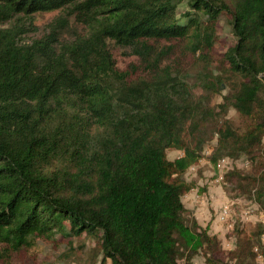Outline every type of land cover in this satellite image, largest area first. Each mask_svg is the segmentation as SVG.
<instances>
[{"label":"trees","instance_id":"16d2710c","mask_svg":"<svg viewBox=\"0 0 264 264\" xmlns=\"http://www.w3.org/2000/svg\"><path fill=\"white\" fill-rule=\"evenodd\" d=\"M243 157L223 184L264 215V0H0V264L38 241L103 264H260L262 222L233 225L227 263L182 201L202 159Z\"/></svg>","mask_w":264,"mask_h":264},{"label":"rangeland","instance_id":"374dc122","mask_svg":"<svg viewBox=\"0 0 264 264\" xmlns=\"http://www.w3.org/2000/svg\"><path fill=\"white\" fill-rule=\"evenodd\" d=\"M182 10L184 9L182 8ZM58 14H59L58 12H51V13L38 15L37 24L43 25L49 22L50 20H52L53 18H55ZM234 44H235V37L233 36L232 28L225 19H222L219 23L217 30L215 53L218 55H223ZM176 45L179 47V49H181L183 46L180 43H177ZM115 58L117 60L118 67L121 69H124L129 63L133 61V58L124 57L119 51L115 52ZM216 58L219 59L220 57H216ZM192 59L193 56H189L187 61H191ZM212 67L214 72H216L218 69V63L216 62ZM228 90L229 89H225L224 87L223 94L225 95L228 92ZM220 101L221 98H218L215 104ZM227 119L231 120L234 123L235 127H237L242 132L246 129L249 122V120L238 115L233 109H231L228 112ZM215 145H216V140H213L209 146L214 147ZM210 147H207L205 151L207 152L210 149ZM181 155L182 152L178 150H170L167 152L168 159L172 161L179 158ZM245 163H246V158L244 157L240 158L239 160H237V164L235 165L234 168L237 167L240 169H246ZM191 168L187 172V176L190 180L191 179L193 180L196 179L195 174L198 175L200 168L198 169L197 167H195V171H192ZM207 169H208L207 179L210 178L215 184V186L219 188L220 194L226 198L224 199L225 201H229V200L231 201L233 199V196L226 190L223 181L217 182V177L219 173L218 168H216L215 164L210 163L207 166ZM236 202L237 203H235V205L232 207V209H234V214L232 219H230V221L233 223L234 226L239 225L241 229H244V231L250 235L257 230V226L261 223L260 220H262L264 215L263 213H261L259 206L248 199L244 198ZM222 205L223 204H221V206L219 207V213H217L216 215H215L216 212H214V210L212 211L214 218L217 217L218 220ZM245 211H251V215L249 219L244 220L243 216ZM189 213L193 216L192 212ZM221 223L224 226L228 225V223H223V222ZM232 231L233 229L228 228V231L226 232L227 238L220 239L217 234H212L210 233L209 230L210 234L216 235L221 241L222 253L218 255L217 258H221L225 260L224 262L227 263H228L227 257L229 251H232L235 248L234 245L235 238L233 234H231L233 233ZM90 249L91 246L85 249L82 253L78 252L81 256L79 259L72 258L70 260H67L63 258L64 247L59 248L55 246L52 242L38 241L35 247L31 251L26 252L21 259L20 258L16 259V264H103L101 256L97 253L90 252ZM61 255L62 258H59L61 257ZM258 260L260 264H264L262 258H258ZM193 264H207L205 256L202 253H199L193 259Z\"/></svg>","mask_w":264,"mask_h":264},{"label":"crops","instance_id":"0c3cea01","mask_svg":"<svg viewBox=\"0 0 264 264\" xmlns=\"http://www.w3.org/2000/svg\"><path fill=\"white\" fill-rule=\"evenodd\" d=\"M209 164L210 162L205 159L200 161L199 165H197V168H200V170L198 175L195 174L196 179L190 180L186 174L187 180L194 184V188L182 198V201L185 208L189 212H192L200 226L210 230L212 234H217L220 239H226L228 227L222 225L217 217L214 218L212 211L214 210L216 215L219 213L221 204H223V207L230 200L225 201L224 199L226 198L220 194L219 188L215 186L210 178L207 179V166ZM260 221L264 224V216Z\"/></svg>","mask_w":264,"mask_h":264},{"label":"built area","instance_id":"2783aa9c","mask_svg":"<svg viewBox=\"0 0 264 264\" xmlns=\"http://www.w3.org/2000/svg\"><path fill=\"white\" fill-rule=\"evenodd\" d=\"M205 154H209L208 151L204 152ZM237 164V161H234L232 159L229 158H224L221 159L217 164H216V168H218L219 173H218V177H217V182L222 181L223 180V176L224 174L229 171L234 169L235 165ZM245 165L247 166V162L245 163ZM192 171H195V167L191 168ZM235 205V201H230L229 203H227L226 205H224L221 208L220 211V216H219V220L220 222L223 223H228L227 227L233 229V223L230 221L231 219V212H232V207ZM251 215V211H245L244 212V220L245 219H249ZM259 258H261L259 256Z\"/></svg>","mask_w":264,"mask_h":264}]
</instances>
